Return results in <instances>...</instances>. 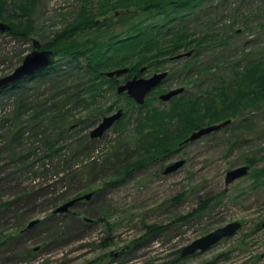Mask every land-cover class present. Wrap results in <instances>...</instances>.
I'll list each match as a JSON object with an SVG mask.
<instances>
[{
  "label": "rangeland",
  "instance_id": "obj_1",
  "mask_svg": "<svg viewBox=\"0 0 264 264\" xmlns=\"http://www.w3.org/2000/svg\"><path fill=\"white\" fill-rule=\"evenodd\" d=\"M80 6V0H39L30 40L0 31V78L22 64L33 50L34 40L44 45L71 23ZM206 8L207 12H197L200 22L192 23V28L198 36L200 29L214 26L212 46L197 51L196 57L171 59L162 70L141 66L144 71L139 77L169 73L147 96L151 106L169 113L171 103L160 101V95L185 87L180 96L184 98L219 76L229 83L233 70L241 71L250 60L264 57V0H215ZM186 64H190L188 68ZM200 67L210 70L199 75L194 72L190 78L196 83L181 82L187 69ZM122 76L116 88L122 85ZM61 82L56 74L28 78L15 92L0 94V204L26 196L0 216L1 237L13 236L0 244V264H264V102L243 108L220 121H230L229 125L184 144L191 133L171 153L154 159L113 187L104 183L122 165L118 160H123V149L136 150L138 137L132 121L139 105L106 83L98 107L68 105L72 113L62 129L48 121L41 126L30 122L38 111L36 103L50 98ZM95 108L98 113L89 117ZM119 109L126 116L123 124L127 135L119 138L115 123L102 137L92 139L91 130ZM176 124V120L171 122L172 127ZM19 131L20 139L12 143L13 134ZM43 131L52 139L61 133L56 141L57 147L64 148L60 157L37 162L29 170L18 169L9 160L10 150L37 148L31 158L44 156L37 137ZM179 160H185V165L166 174V168ZM246 161L251 165L248 175L226 185L227 172L247 165ZM79 168L84 178L71 181L67 174ZM86 186L97 192L90 200L59 214L46 229L38 224L28 227L33 220L47 218ZM234 221L242 224L234 236L208 251L178 259L180 249ZM57 226L67 234L46 240ZM150 226H160L163 231L149 235Z\"/></svg>",
  "mask_w": 264,
  "mask_h": 264
},
{
  "label": "trees",
  "instance_id": "obj_2",
  "mask_svg": "<svg viewBox=\"0 0 264 264\" xmlns=\"http://www.w3.org/2000/svg\"><path fill=\"white\" fill-rule=\"evenodd\" d=\"M214 1L80 0V10L73 21L42 45L43 49L54 52L56 60L51 66L37 71L29 78L37 79L56 74L62 82L55 86L50 98L36 103L38 111L36 115L29 118L30 122L35 121L41 126L48 121L62 129L67 125L72 113L68 105L86 109L98 107L99 99L104 98L103 94L106 90L103 89V85L106 83L111 89L117 91L119 78H108L103 75L104 72L128 68V72L122 76L125 82L134 75L139 76L141 66L148 65L149 68L162 70L165 62L179 55L190 53L178 59L189 58L200 49L212 46L216 38L211 31L214 26H207L205 30L200 29L199 35L195 36L192 23L200 22L197 12L201 10L207 12L206 7ZM38 4L39 0H0V22L9 25L5 33L15 39L30 40L35 33L32 22ZM190 17L193 21L187 22ZM189 65L186 64V68ZM209 70V67L187 69L185 78L181 82L196 83V79L190 78L193 73L197 72L199 75L202 71ZM222 78L219 76L216 80L206 83L205 88L198 87V93H188L184 98L180 97L183 93L174 97L170 100L172 107L169 113L159 107L151 106L149 98L143 105L138 106L137 118L132 121L134 132L138 137V143H134L136 154L131 147H125L120 154L123 160H118L122 162V165L115 168L116 171L111 179L104 184L113 187L120 185L125 178L135 174L144 165L171 153L195 130L214 125L237 115L241 110L243 111V108L264 102V57L250 60L241 71L233 70L229 83ZM25 80L11 89L1 91L0 94L9 90L15 92ZM128 99L132 101L130 97ZM96 113H98L97 108L89 117ZM125 118L124 114L117 122L116 130L119 138L127 135L126 123L123 124ZM16 120L18 121L17 116ZM173 120L177 121L175 127L171 126ZM129 123L130 119H128ZM38 136L41 141L40 147L45 149L44 156L31 158L36 147L27 152L10 150L9 160L18 169L29 170L37 162L60 157V152L64 148L57 147L56 141L61 133L56 139H52L45 131L43 134L37 133ZM12 138V143L18 141L20 131L14 133ZM133 153L135 157L131 160L130 156ZM95 168L96 165H93V169ZM81 171L80 168L71 170L67 176L71 181L82 180L84 173ZM89 191L93 194L97 193L93 191V188L86 186L65 201L81 197ZM25 198L26 196L23 195L2 202L0 211L3 212L0 216ZM58 216L59 213H54L53 210L47 218L40 220L38 226L46 229V224H52ZM82 223L85 224L84 221ZM57 227L55 231L48 232L46 240L60 238L67 234L59 230V226ZM148 230L149 235H154L163 231V228L150 226ZM2 235L0 233V244H6L13 239V236L1 237ZM181 252L180 249L178 259H181Z\"/></svg>",
  "mask_w": 264,
  "mask_h": 264
},
{
  "label": "water",
  "instance_id": "obj_3",
  "mask_svg": "<svg viewBox=\"0 0 264 264\" xmlns=\"http://www.w3.org/2000/svg\"><path fill=\"white\" fill-rule=\"evenodd\" d=\"M9 29V25L3 22H0V31L5 32ZM185 55H190V53L177 56L180 58ZM56 60V56L53 51L48 49H43L42 44L34 40L33 41V50L25 56L22 64L18 66L11 74L0 78V92L6 89L13 88L17 83L29 78L37 71H40L44 68L51 66ZM128 68H122L113 70L110 72H104L103 75L108 78L121 77L128 72ZM144 68L140 70V73H143ZM168 77V71L155 73L153 76L148 78L144 77H135L130 79L126 83L120 85L117 89L119 94L127 93L136 103L141 106L145 103L147 96L159 87L162 82ZM184 87L173 89L167 93L160 95V100L163 102H168L174 97L182 94L184 92ZM124 116L123 109H119L114 114L106 116L93 130L90 132V137L92 139L100 138L104 133L109 130L115 123L122 119ZM230 121H227L222 124L209 125L200 128L197 131H194L184 142L189 143L199 138L218 131ZM185 160H179L171 165H169L165 173L170 174L176 172L185 165ZM248 166H241L236 169H233L227 173L226 176V185H230L232 182L237 179L244 177L248 173ZM94 194L92 192L85 194L81 197L74 198L57 207L54 210V213L64 214L70 211L78 202L82 200H90ZM40 222L39 219L33 220L29 223L28 227H32ZM242 227V224L238 221L231 222L225 226L217 228L216 230L208 233L207 235L196 239L189 245L185 246L182 249L181 256L187 257L194 255L198 252H205L211 249L214 245L219 243L224 238H230L234 236Z\"/></svg>",
  "mask_w": 264,
  "mask_h": 264
},
{
  "label": "flooded vegetation",
  "instance_id": "obj_4",
  "mask_svg": "<svg viewBox=\"0 0 264 264\" xmlns=\"http://www.w3.org/2000/svg\"><path fill=\"white\" fill-rule=\"evenodd\" d=\"M135 77H139V76H138V75H134L133 78H135ZM133 78H131V79H133ZM129 80H130V79H129ZM129 80H127V81H129ZM127 81L123 82L122 84L126 83ZM119 86H120V85H119ZM184 89H185V87H184ZM184 91H185V90H184ZM183 93H184V92H183ZM113 114H114V113H113ZM110 115H111V114H110ZM105 117H106V116H105ZM105 117H103L102 120H103ZM230 119H231V118H230ZM102 120H101V121H102ZM101 121H100V122H101ZM222 122H224V121H222ZM222 122H219V123H222ZM219 123H217V124H219ZM227 125H229V124H226L225 126H227ZM225 126H224V127H225ZM224 127H222V128H224ZM201 128H202V127H201ZM222 128H221V129H222ZM199 129H200V128H199ZM199 129H197V130H199ZM197 130H195V131H197ZM219 130H220V129H219ZM185 144H187V143H185ZM246 164H247V165H243V166H248V168H249L248 173H249V172H250V169H251V165L249 164V162H246ZM240 167H241V166H240ZM237 168H238V167H237ZM235 169H236V168H235ZM230 171H231V170H230ZM228 172H229V171H228ZM228 172H227V173H228ZM248 173H247V175H248ZM247 175H245V176H247ZM226 176H227V175H226ZM245 176H244V177H245ZM241 178H243V177H241ZM241 178H239V179H241ZM239 179H237V180H239ZM237 180H236V181H237ZM234 182H235V181H234ZM225 183H226V181H225ZM232 183H233V182H232ZM232 183H231V184H232ZM36 251H37V249H36Z\"/></svg>",
  "mask_w": 264,
  "mask_h": 264
}]
</instances>
